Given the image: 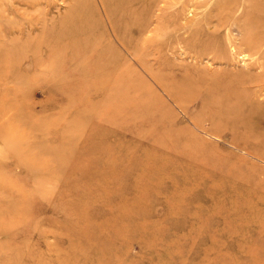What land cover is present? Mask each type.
Wrapping results in <instances>:
<instances>
[{"label": "rangeland", "instance_id": "1", "mask_svg": "<svg viewBox=\"0 0 264 264\" xmlns=\"http://www.w3.org/2000/svg\"><path fill=\"white\" fill-rule=\"evenodd\" d=\"M101 1L0 0V59L20 61L0 63V264H264V102L225 83L259 69L206 46L236 36L215 14L243 27L264 0H142L141 60ZM70 11L92 35L70 14L69 40L47 37Z\"/></svg>", "mask_w": 264, "mask_h": 264}, {"label": "bare ground", "instance_id": "2", "mask_svg": "<svg viewBox=\"0 0 264 264\" xmlns=\"http://www.w3.org/2000/svg\"><path fill=\"white\" fill-rule=\"evenodd\" d=\"M152 1L153 0H151L150 4H152ZM102 3H103L102 5H104L105 12H106L108 18L110 19L109 22L111 23V33H112L114 39L118 42V44L121 47L126 48L128 53L133 54L134 57L138 58V60H141L140 59L141 56L139 54H137L138 49L136 52H134L132 49V46H133L132 40L135 41L136 38H139V28L143 25V22L137 23V21H138L137 15L141 11L144 14L148 13L149 9L147 7V3H146V5H143L142 0H107V1H104ZM113 3L115 4V7L118 9V13L114 12V8H113L114 4ZM230 3H231V1H229V0H223V1H221L220 6H222L224 9H226L230 5ZM34 4L37 5V3H35V0H32V5H34ZM259 8H260L261 12L264 11L261 6H259ZM143 13H141V14H143ZM70 14L72 15V17L70 18V21L78 22L81 25V27L84 28V30L89 35H92L91 31H88V28L83 25L84 21H86V19H85L86 17L84 15V13H82V12L71 13V11H70L67 18L65 17L63 22L58 25V27L60 29L58 27H56L55 29H53L52 31H50L46 34L47 37H49L51 40H53V39L56 40L58 38L57 36L64 35L66 37V40H69V28L67 27V25L69 24ZM215 15L217 18L216 21H217V26L219 27V29L222 28L224 25H229V27L227 28V31H229V32H231L232 30L236 31V36L235 37L230 36V38H229V35L226 32L227 37L225 40V38L218 35L219 33L216 34V33L212 32L208 36V38L206 39L207 40L206 46L208 47L207 51H208V53H210V55L213 59L217 58L219 61L225 62L223 64H226L228 66L229 63L234 60L233 59L234 56L231 57V55H229V53H228L229 51H227V48H226L227 42H228V45L231 46L233 51L235 50V48H238V51L242 50L244 47L246 48V51L248 52L247 55L250 57H253L252 62H248L249 66L248 67L246 66V67L248 69L257 68V69H259L258 71H260V72L258 73V71H257V75H254V74L253 75H245L241 78V80H232V78H227L225 83L230 82L229 83V93H230L231 86H233V88L235 89V93H236L235 99L236 100H240L241 97H240L239 93H243L245 95L243 99L252 100L253 102H255V107H257L258 103L261 105L262 103H260V102H264V93H262L263 98L258 99L262 95L261 92L249 94L247 92V90H246L247 88H245V86L246 85L250 86L253 83H254L253 86H256L255 84H258L260 86V83L256 82V81L257 80L261 81L262 79L264 80V49L259 44L261 42H264V19L262 20V19L256 18L257 20L254 21L252 16L249 15V13H246V14H244L243 19H242L244 26L240 27L239 23H226L231 16L230 12H227L226 16H224V17L221 16L220 14H215ZM35 21H37L36 18H34L33 24L35 23ZM130 24H131L130 38L133 35L135 37H132L131 40H126V36H127L126 28ZM132 25H134V32L132 30ZM241 25H242V23H241ZM70 38H72V37H70ZM73 39L77 40V37L75 36V37H73ZM121 40H124V41L122 42ZM215 43L218 45L220 43L222 46V49H220V50L213 49L212 47ZM42 46L46 47V45H41L40 47H42ZM48 50H50V55L54 54L53 48L50 47V49H48ZM101 50L106 52L105 49H101ZM101 50L97 49L92 53L96 56H99L100 58H103L105 56L101 55ZM205 50L206 49H204L203 51H205ZM89 52H91V51L88 50V51H84L83 53H88V55H90ZM81 54H79V59H81ZM102 54H104V53H102ZM114 60H115V58L109 60L104 65L100 64V65H96V66H95V62H93L92 63L93 67H91L89 65V62H88L87 64H84V69L89 73H91L90 72L91 69H96V71H97L96 74H101V75H112L114 73H120L119 65H118V70H117V63H114L113 62ZM118 60H119V62H122L124 60V58H122V60L119 58ZM19 62L20 61H16V60L12 61V60L7 59L5 57L0 59L1 65L19 64ZM79 63H82V62H79ZM233 65H234V63H233ZM18 67H19V65H18ZM230 67H232V66H230ZM244 69H246V68H244ZM8 71H12V70L9 69ZM245 71L246 70H243L242 73L247 74ZM226 73L229 74V71ZM223 79H225V78H223ZM234 81H236V82H234ZM100 84H102V82L99 83V85ZM102 86H100V87L102 88Z\"/></svg>", "mask_w": 264, "mask_h": 264}]
</instances>
